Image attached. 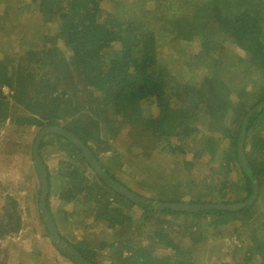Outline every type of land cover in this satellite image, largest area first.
<instances>
[{"label":"trees","instance_id":"1","mask_svg":"<svg viewBox=\"0 0 264 264\" xmlns=\"http://www.w3.org/2000/svg\"><path fill=\"white\" fill-rule=\"evenodd\" d=\"M10 2L0 0V47L17 49L29 36L56 44L24 43L0 63V157L9 163L0 165V241L29 233L0 264H82L52 245L40 216L34 144L45 128L76 135L114 182L152 202L252 197L236 150L245 116L264 102V68L255 65L264 62V0H12L14 9ZM12 11H23L24 24ZM172 31L182 58L162 79ZM245 137L257 201L189 212L130 201L75 143L45 136L40 158L58 233L92 264H264V108Z\"/></svg>","mask_w":264,"mask_h":264},{"label":"water","instance_id":"2","mask_svg":"<svg viewBox=\"0 0 264 264\" xmlns=\"http://www.w3.org/2000/svg\"><path fill=\"white\" fill-rule=\"evenodd\" d=\"M264 108V102L255 106L244 118L240 130V134L237 140V158L240 163L242 170L246 173V175L250 179L251 186L253 188V194L250 199L245 202L232 204V205H209V204H186V203H176V204H166L160 202H152L150 200L144 199L139 195L134 194L129 189L120 184L114 182L112 178L105 172V170L100 166L94 154L89 148L74 134L66 130L65 128L61 127H49L45 128L41 133L37 136L35 144H34V163L36 165L38 178L41 184V197L39 201V211L42 220L44 221L45 225L49 229L50 233V241L54 247H56L60 251H70L73 256H75L78 261L82 264H92L88 262L85 258L81 256V254L68 243L63 241L60 237L57 228L54 223V219L47 207V199L49 196V180H48V172L47 168L44 166L41 158H40V146L42 140L45 136L49 134H59L63 137L68 138L71 142L75 143L80 150L83 152L85 158L88 160L92 168L96 171L98 176L113 189L118 194H121L127 197L130 201L139 202L142 201L144 204L154 206L156 209H162L165 207H171L175 210H186L189 212H197L209 209H216V210H238L241 208H246L252 206L258 199L259 196V181L250 166V163L247 159L245 153V136L248 128L249 121L253 117V115L257 112H260L261 109Z\"/></svg>","mask_w":264,"mask_h":264},{"label":"rangeland","instance_id":"3","mask_svg":"<svg viewBox=\"0 0 264 264\" xmlns=\"http://www.w3.org/2000/svg\"><path fill=\"white\" fill-rule=\"evenodd\" d=\"M9 5H11V4H9ZM40 12H42L41 10H39ZM22 12L23 11H12L11 12V14L17 19V26H19V25H21V24H24L23 23V17H21L22 16ZM27 12H29V11H26L25 13H27ZM141 13H142V11H141ZM198 33V35H200V33L199 32H197L196 31V34ZM41 38L40 37H38V36H36L35 38H33V37H31V36H29V37H26V38H22V39H20L19 41H20V43L21 44H19V45H17L16 47H17V49L15 48V49H11V47H7V46H5V45H2L1 47H0V63H2V62H4V61H12V60H14L16 57H17V55H19L20 53H22V52H24L23 50H24V48H25V44L24 43H34V42H36V41H38V40H40ZM164 40L165 41H168V44H169V46H164V53H165V55H163L162 57H161V60H160V69L162 70V72H163V74H162V79H164L165 78V76H172L173 75V69H175L176 70V68H177V66L179 65L178 63L180 62V60H181V58H182V54L180 53V50H179V47L177 46V44H176V46H174V44H175V42L174 41H179L180 42V34H177V33H175L174 31H172L170 34H169V36H165L164 37ZM41 42L42 43H47L46 44V46L47 45H55L56 43H55V41H48L47 42V40L45 39V38H42L41 39ZM156 43V42H155ZM21 48L20 49V51L18 50V48ZM177 49V51H178V56H180L179 57V59L177 60V61H175L174 59H173V55L172 54H175L174 52H172V49ZM263 61V60H262ZM255 65H257V66H259V67H262V68H264V62H261V61H257V62H255ZM168 84L169 83H164V87H167L168 86ZM252 109H254V108H252ZM256 126L257 125H254V127L253 128H256ZM15 130H21V129H13L10 133H13V131H15ZM22 135H23V140H27L28 139V137H29V134H27V130H24L23 131V133H22ZM15 145H16V147H19L20 146V142L19 141H16V143H15ZM175 154V153H174ZM23 155H24V157H29V149L27 148L26 150H24V152H23ZM6 164H9V163H6V161H4L1 157H0V165H6ZM14 164V163H13ZM227 192H230V190L229 189H227ZM233 195V194H232ZM223 197H228V194L227 193H224L223 194ZM210 198V200L211 199H215V200H217L216 199V197H209ZM203 200L204 201H207L208 200V198L207 197H203ZM218 201V200H217ZM158 203V202H157ZM160 203H162V202H160ZM201 205V204H200ZM96 206H100V204L98 205H96ZM252 226H254V225H252ZM252 230V227H250L249 228V230ZM29 233H27V229H23L22 231H20V233L17 235V236H15V237H11L10 239H8L7 241H0V258H2V257H5V255L6 254H8L9 252H16V249H15V247L20 243V242H23V240H26L25 238L26 237H29V235H28ZM59 235H60V233H59ZM67 236L69 237V238H71L73 241H74V239H73V236H71V234L70 233H67ZM60 237L63 239V241H65L66 243H68L61 235H60ZM33 241H34V243L36 244V246L37 245H40V244H42L43 243V241H44V238H42V237H40V236H38L37 238H33ZM51 242V241H50ZM69 244V243H68ZM220 245H222L223 246V243L221 242L220 243ZM73 247V246H72ZM73 248H75V247H73ZM44 249L49 253V255H50V258L51 259H55L54 260V262L56 263V259H57V256L58 255H54V253H53V251H52V254H51V252H50V248H49V245L47 244V243H45V246H44ZM77 250V249H76ZM200 259H202V264H206V261H205V259L203 260V257H201ZM2 260H5V259H1L0 261H2ZM105 262H107V258H105V259H103ZM58 264H69L68 262H66V261H61L60 259H59V261H58Z\"/></svg>","mask_w":264,"mask_h":264},{"label":"clouds","instance_id":"4","mask_svg":"<svg viewBox=\"0 0 264 264\" xmlns=\"http://www.w3.org/2000/svg\"><path fill=\"white\" fill-rule=\"evenodd\" d=\"M15 1H17V2H22V0H15ZM10 4L12 5V9H14V4H13L12 0H11ZM245 151H246V150H245Z\"/></svg>","mask_w":264,"mask_h":264}]
</instances>
